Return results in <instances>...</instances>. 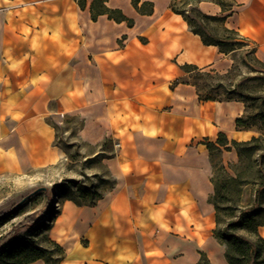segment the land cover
Wrapping results in <instances>:
<instances>
[{"label":"crops","instance_id":"1","mask_svg":"<svg viewBox=\"0 0 264 264\" xmlns=\"http://www.w3.org/2000/svg\"><path fill=\"white\" fill-rule=\"evenodd\" d=\"M59 1L54 9L64 24H0V172L56 164L62 152L47 119L81 117L85 142H120L104 160L117 183L94 207L67 201L53 229L66 251L61 264H199L198 250L213 264H228L213 237V165L202 142L220 133L249 140L251 132L236 128L244 105L200 107L188 99L198 97L194 87L171 89L182 66L224 73L228 59L172 11L180 0H141L154 4L151 15L139 14L132 0H109L135 21L132 27L107 16L94 22L76 0ZM198 6L226 16V25L251 40L264 60V0H234L228 12L213 1ZM206 107L212 113L205 115ZM224 153L231 155L228 163L237 162L235 150Z\"/></svg>","mask_w":264,"mask_h":264},{"label":"trees","instance_id":"2","mask_svg":"<svg viewBox=\"0 0 264 264\" xmlns=\"http://www.w3.org/2000/svg\"><path fill=\"white\" fill-rule=\"evenodd\" d=\"M202 1H176L171 8L183 16L191 31L200 36L206 46L219 48L232 64L224 73L186 64L181 67L183 75L174 81L171 89L181 84L190 85L195 88L200 102H236L244 105V113L236 119V128L251 132L249 140H229L226 134L220 133L215 141L206 138L202 142L210 153L213 165L211 181L214 192L209 198L215 209L213 237L223 247L228 264H264V237L260 234V228L264 227V60L257 56V47L251 40L226 25V16L203 13L198 6ZM210 1L220 5L223 12L231 11L234 7V0H230L233 2L231 5L221 0ZM76 2L81 10L89 9L94 22L107 16L116 23L126 22L129 27L135 23L122 10L110 8L109 0ZM140 3L141 0H132L139 14L153 13V3ZM192 4L191 16L187 15V11L178 9V5L185 7ZM211 21L219 24H208ZM232 150L237 152V162L215 165L216 152L222 154ZM100 181L106 182L104 178ZM116 183L114 177L111 190ZM46 193L47 188L38 189L8 210L0 212V232L20 217L29 203ZM77 195L78 199L65 194L61 197H66L78 207H94L104 198L103 193L97 190L92 192V187L79 184ZM50 212H46V215ZM42 220L41 216L32 222L19 223L0 234V264H33L38 261L61 264L65 260L64 247L51 239L49 234L53 228L47 224L41 225ZM201 256L199 264H211L205 253L201 252Z\"/></svg>","mask_w":264,"mask_h":264},{"label":"rangeland","instance_id":"3","mask_svg":"<svg viewBox=\"0 0 264 264\" xmlns=\"http://www.w3.org/2000/svg\"><path fill=\"white\" fill-rule=\"evenodd\" d=\"M221 1L227 5L233 3L230 0ZM59 3V0H51L39 4L23 0H0V24H64V20L61 19L63 14H58V10L54 9V6H60ZM61 5L64 7L63 9L68 7L65 3ZM64 5L67 6L65 7ZM192 8L193 4L185 7L178 5V9L187 11L189 16H191L190 10ZM54 15L57 18L50 19ZM59 16L60 18H58ZM58 19L60 21H57ZM208 24L219 23L211 21ZM228 64L231 65L232 62L228 60ZM44 68H46V65L42 67V69ZM88 80H93V78H88ZM173 83L174 81L171 82V84ZM188 99L190 101L194 100L195 105L205 106L204 102H198L199 99L196 96ZM224 108H229V106L224 105ZM47 120L55 130V146L62 152L60 161L48 167L35 168L23 173L0 172V212L8 210L19 203L25 196L38 189L47 188L48 193L40 195L29 203L25 208V212L7 225L0 234L8 232L13 225L32 222L41 216L43 218L41 225L47 224L54 229L58 220L63 218L68 201L66 197L61 196L65 194L78 199L77 184L92 187V192L97 190L103 193L104 197L113 187L114 176L104 160L115 155L120 147L116 145H120V142L112 141L106 143L104 141L99 145L85 142L79 135V130L83 125L81 117L53 114ZM226 122H229V119L225 120V125ZM216 124L217 126L220 125L218 122ZM249 137L250 135H248ZM229 160H231V155L215 153V165L220 163L227 165ZM101 178H104L106 182L101 183ZM49 195H51V204L49 203ZM49 210L51 212L46 215ZM53 229L49 234L52 240H54ZM81 243L83 246L89 244L85 240L81 241ZM200 252L204 251L198 250V253ZM206 256L210 263L213 264L207 253ZM188 257V261H191L193 255H188ZM199 258L201 261L202 256L200 255Z\"/></svg>","mask_w":264,"mask_h":264},{"label":"bare ground","instance_id":"4","mask_svg":"<svg viewBox=\"0 0 264 264\" xmlns=\"http://www.w3.org/2000/svg\"><path fill=\"white\" fill-rule=\"evenodd\" d=\"M203 112L205 113V115H208L209 113H212V109L211 107H206L203 109Z\"/></svg>","mask_w":264,"mask_h":264},{"label":"built area","instance_id":"5","mask_svg":"<svg viewBox=\"0 0 264 264\" xmlns=\"http://www.w3.org/2000/svg\"><path fill=\"white\" fill-rule=\"evenodd\" d=\"M180 1L192 2L193 0H180ZM116 146L119 147L120 145H116Z\"/></svg>","mask_w":264,"mask_h":264}]
</instances>
